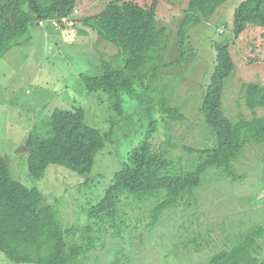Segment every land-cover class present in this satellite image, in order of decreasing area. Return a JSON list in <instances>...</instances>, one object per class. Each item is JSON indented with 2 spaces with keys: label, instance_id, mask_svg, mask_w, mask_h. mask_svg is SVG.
I'll use <instances>...</instances> for the list:
<instances>
[{
  "label": "rangeland",
  "instance_id": "1",
  "mask_svg": "<svg viewBox=\"0 0 264 264\" xmlns=\"http://www.w3.org/2000/svg\"><path fill=\"white\" fill-rule=\"evenodd\" d=\"M113 0H79L73 19L65 27L57 22L33 26L31 38L0 58V157L6 160L11 176L29 189L42 194L41 207H52L63 229L83 228L90 223L87 211L104 197L114 176L128 155L145 141L152 121H158V141H171V158L182 159V166L194 158L184 148L215 147L214 131L204 121L200 105L205 88L216 66V43L232 35L235 9L244 0H229L209 21L191 32L194 51L179 66L165 69L159 87L163 94L174 93L173 105L181 108L186 120L173 121L153 108L125 96L124 114L117 115L103 92L86 90L82 76L102 73V57L118 53V48L95 32L84 29L81 20L95 15ZM189 0L160 1L157 19L173 37L166 62L179 55L175 34ZM141 6L152 0H136ZM74 24V26H73ZM230 51L236 69L223 96L227 116L238 121L251 120L246 108L243 85H264V28L250 26ZM83 108L86 123L101 132L113 128L112 142L98 154L92 173L84 178L66 168L50 165L43 178L28 170L25 141L56 109ZM264 116V110H257ZM241 179L230 180L218 170H210L197 188L195 198L178 208H169L155 229L148 227L157 199L138 206L125 200L122 208L132 222L135 246L132 255L121 253L119 264H206L217 252L231 250L241 242L256 238L260 247L258 264H264V144L247 145L236 165ZM129 223V222H128ZM130 224V223H129ZM128 224V225H129ZM131 230V229H128ZM81 233L66 236L70 246L81 241ZM94 239V238H93ZM102 240L100 248L104 247ZM102 245V246H101ZM48 251L30 252L29 257L43 259ZM116 252L93 257V264H110ZM107 255V256H105ZM0 264H17L0 253Z\"/></svg>",
  "mask_w": 264,
  "mask_h": 264
},
{
  "label": "trees",
  "instance_id": "2",
  "mask_svg": "<svg viewBox=\"0 0 264 264\" xmlns=\"http://www.w3.org/2000/svg\"><path fill=\"white\" fill-rule=\"evenodd\" d=\"M78 1L0 0V58L28 41L33 26L57 22L65 27L64 20L74 18ZM160 1L173 2L152 0L151 5L141 6L136 0H113L99 13L81 20L84 29L95 32L119 51L102 57L100 75H84L82 81L88 92L105 93L117 115L124 114L128 96L150 112L157 105L156 110L164 119L183 121L187 118L181 108L173 105L174 93L167 96L158 91L159 87L164 88L160 84L164 70L188 59L194 51L191 32L214 17L229 0L188 1L175 34L179 55L169 63L166 58L174 39L169 29L158 22ZM250 26L264 28V0L241 2L235 9L232 35L216 43L215 70L200 105L205 123L214 131L215 147H185L194 158L184 167L182 159L171 158V141H158L155 135L159 124L152 121L145 141L128 155L101 201L88 209L90 223L83 228L63 229L52 207H41L40 191L14 180L6 160L0 157V253L17 264H93V257L112 251L116 252V259L110 264H119L121 253L128 249L132 255L135 243L140 241V236L135 240L133 235L137 227L132 228L128 214L123 212L125 200L140 206L157 199L148 225L152 230L167 209L181 207L195 198L210 170H218L230 180L241 179L236 165L247 145L264 144V116L256 115L257 110H264V85L247 83L242 87L244 104L255 115L251 120L240 116L234 121L227 116L223 96L236 69L230 42L238 40ZM112 136L113 128L101 132L88 125L81 107L56 109L25 141L28 170L41 179L50 165H56L86 178L92 173L98 154L112 142ZM70 232H80L81 241L70 246L66 239ZM102 240L103 252L98 250ZM246 245L241 242L231 250L217 252L206 264H258L260 247L256 238ZM32 251L49 253L35 260L29 257Z\"/></svg>",
  "mask_w": 264,
  "mask_h": 264
},
{
  "label": "built area",
  "instance_id": "3",
  "mask_svg": "<svg viewBox=\"0 0 264 264\" xmlns=\"http://www.w3.org/2000/svg\"><path fill=\"white\" fill-rule=\"evenodd\" d=\"M66 22V20H64Z\"/></svg>",
  "mask_w": 264,
  "mask_h": 264
}]
</instances>
